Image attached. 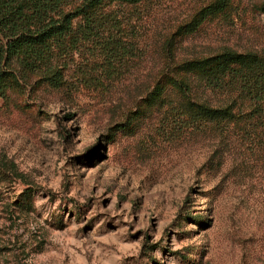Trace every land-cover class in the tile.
Returning a JSON list of instances; mask_svg holds the SVG:
<instances>
[{"label": "rangeland", "instance_id": "374dc122", "mask_svg": "<svg viewBox=\"0 0 264 264\" xmlns=\"http://www.w3.org/2000/svg\"><path fill=\"white\" fill-rule=\"evenodd\" d=\"M211 1L150 0L126 53L87 42L54 61L58 86L39 73L0 90V264H264L263 146L224 145L175 92L147 101L182 60L231 50L264 71V0H228L171 39ZM194 94L264 117L236 86Z\"/></svg>", "mask_w": 264, "mask_h": 264}, {"label": "trees", "instance_id": "16d2710c", "mask_svg": "<svg viewBox=\"0 0 264 264\" xmlns=\"http://www.w3.org/2000/svg\"><path fill=\"white\" fill-rule=\"evenodd\" d=\"M148 1L0 0V90L6 91L9 84L10 87L20 80H30L32 74L39 73L46 75L51 85L58 86L61 74L53 70L54 61L60 54L70 55L87 42L107 52L111 59L122 50L126 53V42L135 40L136 13L139 15L140 7ZM228 4V0H212L187 23L178 26L171 39L196 31L214 11H221ZM49 71L51 76H47ZM197 86L214 90L236 86L241 93L255 94L253 98L257 103H264V71L259 61L249 54L225 50L209 57L176 62L156 79L147 101L165 102L168 94L175 92L181 96L184 120L216 132L220 130L224 145L235 142L242 147L264 148V131L263 145L252 139L255 129L264 127V117L252 123L259 106L256 105L253 113L248 107L214 106L195 98ZM261 113L260 116H264V111ZM242 168L250 173V166ZM1 174H5L2 167ZM25 198L27 195L23 196Z\"/></svg>", "mask_w": 264, "mask_h": 264}]
</instances>
